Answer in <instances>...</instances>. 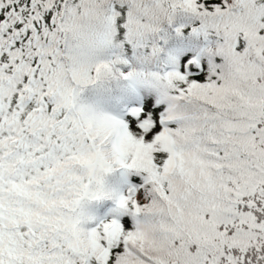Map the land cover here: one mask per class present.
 I'll return each mask as SVG.
<instances>
[{
	"label": "snow or ice",
	"instance_id": "snow-or-ice-1",
	"mask_svg": "<svg viewBox=\"0 0 264 264\" xmlns=\"http://www.w3.org/2000/svg\"><path fill=\"white\" fill-rule=\"evenodd\" d=\"M0 264H264V0H0Z\"/></svg>",
	"mask_w": 264,
	"mask_h": 264
}]
</instances>
